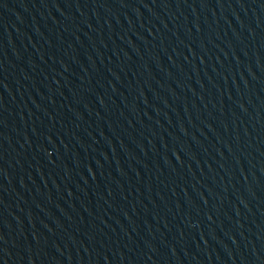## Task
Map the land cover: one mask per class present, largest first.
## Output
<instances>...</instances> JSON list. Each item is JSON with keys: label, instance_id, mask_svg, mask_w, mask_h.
<instances>
[{"label": "water", "instance_id": "1", "mask_svg": "<svg viewBox=\"0 0 264 264\" xmlns=\"http://www.w3.org/2000/svg\"><path fill=\"white\" fill-rule=\"evenodd\" d=\"M0 264H264V0H0Z\"/></svg>", "mask_w": 264, "mask_h": 264}]
</instances>
